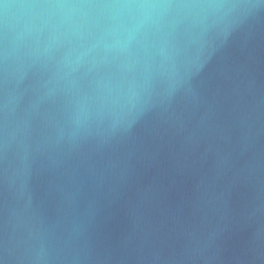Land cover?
Listing matches in <instances>:
<instances>
[{
  "label": "water",
  "instance_id": "95a60500",
  "mask_svg": "<svg viewBox=\"0 0 264 264\" xmlns=\"http://www.w3.org/2000/svg\"><path fill=\"white\" fill-rule=\"evenodd\" d=\"M0 264H264V0H0Z\"/></svg>",
  "mask_w": 264,
  "mask_h": 264
}]
</instances>
